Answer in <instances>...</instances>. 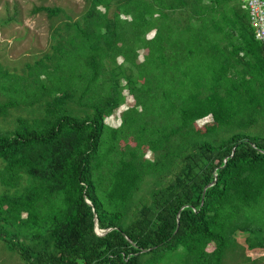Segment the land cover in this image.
<instances>
[{"label":"trees","instance_id":"obj_1","mask_svg":"<svg viewBox=\"0 0 264 264\" xmlns=\"http://www.w3.org/2000/svg\"><path fill=\"white\" fill-rule=\"evenodd\" d=\"M88 1L81 18L54 30L53 52L27 77L0 67V81L24 97L0 114L43 108L41 118L0 130V241L24 264H225L238 232L249 234L250 250L264 249V54L241 0ZM138 39L148 58H159L158 82L180 85L163 90L169 103L153 116L125 71L123 86L117 71L105 74L118 84L93 99L120 52L142 65L128 45ZM123 89L137 101L115 128L106 117L124 104ZM209 116L216 131L192 127ZM129 138L154 159L121 155ZM149 178L154 186L142 195Z\"/></svg>","mask_w":264,"mask_h":264},{"label":"rangeland","instance_id":"obj_2","mask_svg":"<svg viewBox=\"0 0 264 264\" xmlns=\"http://www.w3.org/2000/svg\"><path fill=\"white\" fill-rule=\"evenodd\" d=\"M42 6L61 8L63 12L57 16H50L47 12L34 14V10ZM89 7L90 2L88 0H0L1 69L9 75L27 77L29 65H37V62L46 54H51L53 52L52 46L54 41L52 35L54 30L69 20H78L87 12ZM113 14L114 9L110 12L111 16ZM122 18L127 20L131 19L124 16ZM124 27L128 34H132L133 28L129 23H125ZM155 35V31L148 33L146 36L147 40L154 41ZM141 41V39L132 40L133 43L128 44L129 47H132V50H140L136 63L142 65L138 70L135 69V67L126 60V56L120 52L116 63L111 62L110 66L107 65L103 69V80L94 83L93 99L98 97L104 99L107 96V88H114L116 84H118V80L120 86H123L126 83V81H124L126 80V76L123 72L125 71L126 74L133 75L134 79L137 80V83H132V87L138 89L136 94L140 97L141 103H146L150 106L152 110L150 116H153V111H155V108L157 109L158 104L165 105L167 102L169 103L163 95V90L172 91L175 87L180 85L171 80V78L164 84L158 82L159 77L163 78L165 76V74L157 71L160 66V63L157 61L159 58L158 56H151L148 58L147 55L149 50L142 48L143 44ZM122 45L125 48H129L127 47L128 45H125L123 40L119 46ZM111 55L116 54L112 52ZM209 67L207 63L205 65L202 64L201 71L207 74L210 70ZM244 68L245 65L243 63L237 69L241 71ZM108 69L109 72H107ZM110 70L117 71L120 74L117 82L114 80L110 81L105 77V74L110 73ZM147 79L149 81H146ZM3 80L5 79L3 78ZM9 85L0 81V105H4L3 103L10 104L14 100L24 102V97L22 95H15L12 89L9 88ZM123 96L125 97L124 104L119 105L111 115H107L106 117L108 125L115 128L123 123L125 111L136 105L137 99L129 90L123 89ZM148 96L151 97L149 98ZM42 109L40 104L31 107L20 104L10 108L6 114H0V130H14L17 126L18 118L27 120L41 118L43 116ZM164 117L168 116L164 113ZM192 127L202 134L210 133L218 129V125L211 116L195 122ZM262 128L263 127H257L253 129V132L258 133ZM130 150L144 154L146 159H154V155L149 151V148L139 146L134 138H129L126 141L120 142L121 155H125ZM0 168H3L1 161ZM154 181L153 178L147 180L144 184V192L142 195L146 194V192L154 186ZM5 189L6 188L0 184V193L4 192ZM248 236L249 234L242 232L235 234V239L239 246L235 251L227 253L224 260L225 264H264V249L250 250L247 244ZM213 249V245L207 248L210 252L213 251ZM0 264H24V262L17 253L11 251L4 242L0 241Z\"/></svg>","mask_w":264,"mask_h":264},{"label":"built area","instance_id":"obj_3","mask_svg":"<svg viewBox=\"0 0 264 264\" xmlns=\"http://www.w3.org/2000/svg\"><path fill=\"white\" fill-rule=\"evenodd\" d=\"M242 8L249 15L255 38L262 44L264 54V0H241Z\"/></svg>","mask_w":264,"mask_h":264},{"label":"water","instance_id":"obj_4","mask_svg":"<svg viewBox=\"0 0 264 264\" xmlns=\"http://www.w3.org/2000/svg\"><path fill=\"white\" fill-rule=\"evenodd\" d=\"M88 203H89L90 205H92V203H91L90 201H88ZM96 223H97V226H96V232H97V234H98V235H103L104 232H103V230H101V229L99 228V226H98V220H97V219H96Z\"/></svg>","mask_w":264,"mask_h":264}]
</instances>
